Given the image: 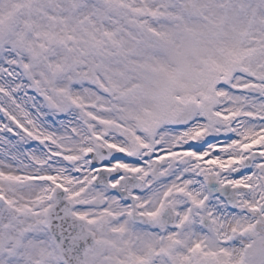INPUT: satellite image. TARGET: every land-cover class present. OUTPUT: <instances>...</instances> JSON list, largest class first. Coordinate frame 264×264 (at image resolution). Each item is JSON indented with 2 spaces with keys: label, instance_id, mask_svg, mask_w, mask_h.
<instances>
[{
  "label": "snow or ice",
  "instance_id": "snow-or-ice-1",
  "mask_svg": "<svg viewBox=\"0 0 264 264\" xmlns=\"http://www.w3.org/2000/svg\"><path fill=\"white\" fill-rule=\"evenodd\" d=\"M0 264H264V0H0Z\"/></svg>",
  "mask_w": 264,
  "mask_h": 264
}]
</instances>
